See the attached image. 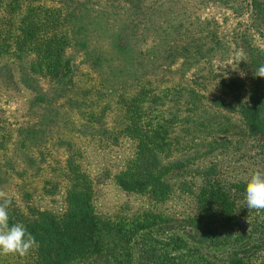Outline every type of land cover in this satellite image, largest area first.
<instances>
[{
    "label": "trees",
    "instance_id": "obj_1",
    "mask_svg": "<svg viewBox=\"0 0 264 264\" xmlns=\"http://www.w3.org/2000/svg\"><path fill=\"white\" fill-rule=\"evenodd\" d=\"M44 1L58 3L52 9H43L39 2ZM101 6L97 0H0V60H9L19 68L22 82L30 87H27V96L22 95V100L17 99L14 92H9V97L22 101V105H27V111L54 99L65 98L75 77L76 66L67 54L72 49L93 73L94 70L98 72L96 77L100 82L93 89L81 90L80 98L69 101L70 106L84 123L91 124V137L115 148L122 141L136 144L133 157L115 176L119 189L126 194L145 196L156 204L167 201L172 195L170 180L173 178L187 176L195 179L198 176L202 185L193 192L191 179L179 182L180 190L194 197L193 206L182 218L168 219L152 212L132 214L131 218H126L129 226L126 228L122 218L114 222L98 216L93 203V183L79 163L80 152L70 149V142L63 143L66 151L64 212L54 214L44 207L46 204L33 206L29 192L23 194L24 208L13 202L8 210L10 226L22 223L35 236L39 247L27 256L7 255L12 262L3 260L2 264H132L131 244L142 232L143 237L151 235L154 228L163 232L173 229L175 235L159 243L170 247V251L192 249L195 255L192 264H248L250 252L244 248L220 256L190 248L191 242L209 249L230 245L238 239V236L233 239L232 233L243 227L247 213L245 188L253 172L248 174L251 169L247 167V172L238 170L241 158L233 160V171L243 174V178H232L231 172L224 171L223 159L232 156L228 153L232 142L228 138L229 128L226 125L213 128V117L186 113L197 107L201 96L196 89L168 86L162 79L148 78L154 67L148 71L143 61L140 64L134 62L128 52H135L121 42L112 48H90L82 30L87 18L83 10L92 13ZM249 12L252 23L242 37L245 39L241 60L244 80L235 78L223 84L227 91L225 95L233 101L227 108L238 114L244 127L233 146L237 152L248 140L264 147V77L255 75L256 70L264 65V0H250ZM199 31L202 34H199V40L192 41L196 44L192 52L194 58L203 56L202 53L209 56L217 50L229 49L220 42L222 39L208 23L202 24ZM249 32L253 34L252 38H260L261 43L251 41ZM114 41L111 42L115 44ZM170 50L164 52L168 58L173 56ZM40 81H44L51 92L39 87ZM200 87L203 88L202 84ZM3 88L9 89L0 84V89ZM214 104L223 105L220 101ZM112 106L121 115V122L107 130L104 120ZM183 107L186 110H182ZM182 111L186 113L184 120L180 118ZM57 116V112L55 116H41L40 128L28 129L27 134L19 139L16 150L26 154L34 143L44 141L48 137L47 128ZM180 123H183L181 127ZM178 128L182 135L177 132ZM19 130L22 136L25 131L23 128ZM188 136L211 140L183 143L182 137ZM216 136L220 139H214ZM6 139V135L0 136L1 148ZM182 154L184 159L176 157ZM207 156L218 158H212L207 167H194L197 159ZM226 163L228 168L230 164ZM1 167L13 168L7 164ZM13 174L22 176L18 171ZM3 181L0 173V182ZM56 193L57 185L50 181L44 184L45 197ZM53 201L49 200V203ZM119 251L124 252L123 256L115 254ZM170 251L161 254L160 248L145 249L142 246L140 261L136 264H182L179 258L170 256Z\"/></svg>",
    "mask_w": 264,
    "mask_h": 264
},
{
    "label": "rangeland",
    "instance_id": "obj_2",
    "mask_svg": "<svg viewBox=\"0 0 264 264\" xmlns=\"http://www.w3.org/2000/svg\"><path fill=\"white\" fill-rule=\"evenodd\" d=\"M97 1L102 4L101 9L92 13L83 10V14L87 18L84 19L82 30L91 44L90 48H112L113 45L117 46L121 42L129 50L135 52H128L133 57L134 62L136 60L138 61L137 64H140V61H143L148 71H152V67H154L148 78L157 77V79L165 81L164 84L168 86L196 89L201 96L197 107L193 112L186 113H196L201 117H213L211 123L213 128L221 125H226L225 127L229 128L228 138L232 142L228 146V153L232 156L223 159L224 171L231 172L230 177L232 178L244 177L243 174H237L233 171L235 170L233 166L235 158L237 160L241 158L238 161L241 164L238 165L239 171H246V167L251 169L248 174L256 169L264 170V147H260L261 144L258 143L259 145H257L252 140L245 141L239 152L233 147L235 141L240 138L241 130L244 127L238 114L229 110L230 107L227 108L233 104V101L225 95L227 91L223 86L225 82L235 78L244 80L240 74L245 42L242 37L248 33L252 23L249 12L250 0ZM39 3L43 9H52L58 2L44 1ZM205 23L216 30L222 39L220 42L225 43L229 49L217 50L209 56L202 53L203 56L194 58L192 52L196 44L192 41L199 40L200 35H202L199 31L200 27ZM249 34L251 41L257 44L261 43L260 38L256 36L252 38L253 34L250 32ZM109 36L111 37L110 40H108ZM116 39L117 41H114ZM111 41H114L115 44ZM107 42L109 43L107 44ZM170 48L173 51V56L168 58L164 52ZM183 49L186 51L183 52ZM202 51L204 52V49ZM67 54L73 59L72 61L76 66L75 77L68 89V94L65 98L54 99L51 103L46 105L44 103L31 111H27V105H22V101L21 104V102L9 97V92H14L16 98L22 100V95L24 97L28 94V86L26 87V84L22 82L20 69L16 68L9 60H0V84L9 88L8 90L0 89V136L6 135L7 137L3 141L2 148L0 147V166L7 164V167L11 165L14 168H0L1 178L4 180L0 182V191H4L21 208L26 205L23 194L29 192L32 196L33 206L42 207L46 204L44 207L51 209L54 214L59 215L64 212L66 151L62 146H64L63 143L70 142V149L80 152L79 163L82 169L89 174L93 183V203L99 217L108 218L114 222L122 218L125 220L126 228L129 227L126 218H131L132 214L142 215L152 212L161 215L163 218H182L193 206L194 197L186 191H181L179 182L184 179H191V189L196 192L202 185L199 177L196 176L194 179L184 176L171 179L170 184L173 192L170 198L163 203L154 204L145 196L126 194L119 189L115 183V176L133 157L136 144L130 141H122L121 145L115 148L109 147L110 145L105 142H100L97 137H91V124L82 121L77 111L72 108L73 106H70L69 101L73 100L74 102L79 99L81 90L93 89L100 82V79L98 80L96 77L98 72L94 70L93 73L89 65L83 63L82 57L74 53V50H68ZM171 59L173 60L170 62ZM199 84H202L203 88H199ZM38 85L44 91L50 90L51 92L44 81H40ZM217 101L223 105H215L214 102ZM19 105L21 106L19 107ZM184 108L182 110H186ZM55 112L58 113V116L54 117V123L47 128L48 137H45L44 141L34 143L26 154L24 151L16 150L19 139L27 134L28 129L35 126V128H40L41 116L46 114L55 116ZM186 113L183 111L180 113L181 120H184L183 117L186 116ZM192 117L194 118L195 115ZM120 122L121 115L117 108L112 106L105 117L104 128L109 130L120 125ZM83 125H86L85 128H82ZM182 125L183 123L179 124L180 127ZM187 125L191 129L194 128L192 124ZM21 128L25 131L22 136L19 130ZM177 132L181 134L179 128ZM62 139L63 142H61ZM214 139L218 140L220 137L216 136ZM192 140H199L200 143L202 140L209 142L211 138L182 137V142L185 144ZM177 156H180L181 159L185 158L184 154ZM212 158L217 159L218 156L197 159L194 167H207ZM226 162L230 164L228 168ZM15 171H18L22 176L14 175ZM48 181L57 185V193L52 197L43 195V186ZM187 188L189 189V187ZM49 200L54 201L50 204ZM244 206L247 213L244 217L243 227L231 235L233 239L238 236L237 241L213 249L191 242L190 248L198 249L204 254L208 253L212 256H220L244 248L250 252L248 264H264V211L248 209L246 203ZM171 230L163 232L164 230L154 228L151 235L144 237V232L140 233L136 237L135 243H132L130 247V252L133 254L132 264L140 261L142 246L145 249L155 248L159 250L160 248L161 254L170 251V247H164L159 242L167 241V238L175 235L172 233L175 231ZM176 233L181 235L179 231ZM242 236L243 238H241ZM191 250L170 251V256L179 258L182 264H192L195 255ZM115 254L123 256L124 252L119 251ZM3 260L12 262L9 256H0V264Z\"/></svg>",
    "mask_w": 264,
    "mask_h": 264
},
{
    "label": "clouds",
    "instance_id": "obj_3",
    "mask_svg": "<svg viewBox=\"0 0 264 264\" xmlns=\"http://www.w3.org/2000/svg\"><path fill=\"white\" fill-rule=\"evenodd\" d=\"M243 77L244 72L240 73ZM264 77V65L255 72ZM245 199L248 209L264 211V170L256 169L246 183ZM13 200L4 191H0V256H27L34 248L39 247L35 236L22 223L9 224V208Z\"/></svg>",
    "mask_w": 264,
    "mask_h": 264
}]
</instances>
